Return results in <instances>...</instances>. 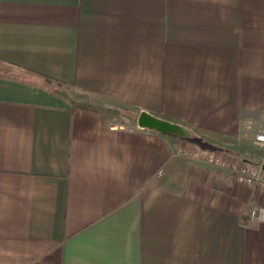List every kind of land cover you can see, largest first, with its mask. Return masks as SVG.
Returning a JSON list of instances; mask_svg holds the SVG:
<instances>
[{
    "label": "crops",
    "instance_id": "1",
    "mask_svg": "<svg viewBox=\"0 0 264 264\" xmlns=\"http://www.w3.org/2000/svg\"><path fill=\"white\" fill-rule=\"evenodd\" d=\"M259 127L264 0H0V264H264Z\"/></svg>",
    "mask_w": 264,
    "mask_h": 264
},
{
    "label": "built area",
    "instance_id": "2",
    "mask_svg": "<svg viewBox=\"0 0 264 264\" xmlns=\"http://www.w3.org/2000/svg\"><path fill=\"white\" fill-rule=\"evenodd\" d=\"M252 123L251 121L244 123L243 130L246 132L252 131L254 129V124ZM254 137L255 143L262 153L258 161H247L239 166L237 164H228L220 154L202 152H197L195 158L204 162L205 165L229 171L232 177H235L241 184L264 189V127H259ZM249 215L251 220L264 223V208H255Z\"/></svg>",
    "mask_w": 264,
    "mask_h": 264
},
{
    "label": "water",
    "instance_id": "3",
    "mask_svg": "<svg viewBox=\"0 0 264 264\" xmlns=\"http://www.w3.org/2000/svg\"><path fill=\"white\" fill-rule=\"evenodd\" d=\"M137 125L140 129H147L161 134L177 136L182 139H189L191 136V132L180 124L178 125V123L156 117L147 112L139 114Z\"/></svg>",
    "mask_w": 264,
    "mask_h": 264
},
{
    "label": "rangeland",
    "instance_id": "4",
    "mask_svg": "<svg viewBox=\"0 0 264 264\" xmlns=\"http://www.w3.org/2000/svg\"><path fill=\"white\" fill-rule=\"evenodd\" d=\"M115 114H117L118 115V117H119V113H115ZM122 114V113H121ZM120 122H122V120L120 121ZM131 122V121H130ZM133 123V122H132ZM254 154H256L255 155V159H259L260 157H261V155H262V153H261V150H254ZM255 161V160H254Z\"/></svg>",
    "mask_w": 264,
    "mask_h": 264
}]
</instances>
